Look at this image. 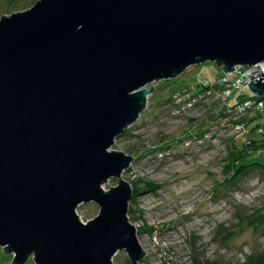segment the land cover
<instances>
[{"label": "water", "instance_id": "1", "mask_svg": "<svg viewBox=\"0 0 264 264\" xmlns=\"http://www.w3.org/2000/svg\"><path fill=\"white\" fill-rule=\"evenodd\" d=\"M264 61V0H37L0 17V247L10 264H132L146 252L111 149L156 80ZM249 89L264 94V71ZM111 178L117 184L104 189ZM99 212L83 222L81 203Z\"/></svg>", "mask_w": 264, "mask_h": 264}, {"label": "rangeland", "instance_id": "2", "mask_svg": "<svg viewBox=\"0 0 264 264\" xmlns=\"http://www.w3.org/2000/svg\"><path fill=\"white\" fill-rule=\"evenodd\" d=\"M36 1L0 0V17ZM223 72L216 62L205 61L152 82L156 86L145 109L111 147L133 155L122 175L132 188L139 178L146 182L133 188V211L128 212L146 252L137 264H248L253 253L264 254V132L256 128L264 129V111H225V103L214 96L192 107L183 102L196 96L194 85ZM193 136L198 139H189ZM231 153L241 162L257 164L235 178ZM116 184L111 178L103 188ZM76 212L86 222L99 206L81 203ZM12 259L0 247V264ZM112 264L132 263L125 251H118Z\"/></svg>", "mask_w": 264, "mask_h": 264}, {"label": "built area", "instance_id": "3", "mask_svg": "<svg viewBox=\"0 0 264 264\" xmlns=\"http://www.w3.org/2000/svg\"><path fill=\"white\" fill-rule=\"evenodd\" d=\"M243 68L244 71L241 70ZM236 71L238 77L233 73ZM232 72H223L212 80H204L197 83L195 86L198 89L195 92L196 96H189L186 100L187 107H192L206 100L209 96H214L219 102L225 103V111L233 109L244 113L250 110L264 111V94H257L252 92L248 87V82L251 80L250 75H254L264 71V61L253 65H236ZM245 75H248L245 78ZM246 90L249 93H246ZM237 98L234 104L230 100ZM229 100V102H227ZM178 111H180L178 107ZM258 131L264 132L263 127L258 125ZM189 139H198L196 136L189 137Z\"/></svg>", "mask_w": 264, "mask_h": 264}, {"label": "trees", "instance_id": "4", "mask_svg": "<svg viewBox=\"0 0 264 264\" xmlns=\"http://www.w3.org/2000/svg\"><path fill=\"white\" fill-rule=\"evenodd\" d=\"M251 111H253V110H250V112ZM261 112H263V111H260L259 110V111H254L253 113H255V115H260ZM230 155H231L230 156L231 158H229V161H230L229 167L232 166V169H233L232 174L234 175L235 178H236V175L239 174L242 170H245V169L247 170L252 165L257 164V162L255 160H252L250 162H247V163L245 162L244 163V162H241L240 161L241 160L240 158L238 159V157L237 156H234L232 153ZM244 156H245L244 154L241 155L242 160L244 159L243 158ZM141 181H144L143 178H141V179L139 178L137 181L133 182V188H134V190H137V189L140 188L139 185H140V182ZM144 183H146V182L144 181ZM147 184L150 186L149 183H147ZM153 187L155 188V186H153ZM133 200H134V198H132L131 201H133ZM132 211L133 210H131V208H129V213H131ZM261 216H262V218L264 220V211L262 212V215ZM198 264H206V263L199 262ZM248 264H264V254L263 253H259V254L258 253H253L252 255H250L248 257Z\"/></svg>", "mask_w": 264, "mask_h": 264}]
</instances>
